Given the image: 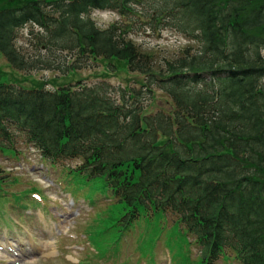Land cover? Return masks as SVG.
Instances as JSON below:
<instances>
[{
	"label": "trees",
	"instance_id": "1",
	"mask_svg": "<svg viewBox=\"0 0 264 264\" xmlns=\"http://www.w3.org/2000/svg\"><path fill=\"white\" fill-rule=\"evenodd\" d=\"M97 10L120 20L100 28ZM26 26L48 57L17 50ZM142 27L195 46L160 62L133 41ZM0 58L22 72L0 66V154L17 159L23 139L42 162L99 181L123 205L121 230L172 219L199 264H264V0H0ZM84 61L101 65L99 83L72 84ZM52 67L68 76L31 75ZM113 75L126 77L117 98ZM157 91L167 107L152 114ZM2 172L0 203L22 202Z\"/></svg>",
	"mask_w": 264,
	"mask_h": 264
},
{
	"label": "rangeland",
	"instance_id": "2",
	"mask_svg": "<svg viewBox=\"0 0 264 264\" xmlns=\"http://www.w3.org/2000/svg\"><path fill=\"white\" fill-rule=\"evenodd\" d=\"M91 18L100 28L120 20L118 14L108 10L94 11ZM37 31V27L26 26L17 36L15 47L28 58L48 57L36 43ZM131 37L143 50L155 51L160 62L163 57L177 55L185 46H195L173 30L154 32L142 27ZM55 55L57 61L71 63L65 54ZM5 63L0 58L3 74L21 79L22 72L14 73ZM42 69L31 75L39 80L68 76L55 67ZM101 69L99 64L84 61L71 82L97 84L102 79ZM105 79L115 89L112 97H119L117 89L125 84L126 77L113 75ZM162 97L157 91L148 111L153 114L166 108ZM146 98L142 94L143 105L150 103ZM18 148L22 151L17 159L0 154L6 191H22V202L15 204L16 198L10 195L11 201L0 203V264H199L193 238L172 219L141 218L121 230V221L117 220L125 212L123 205L99 181L69 174L61 164L42 162L39 153L24 145L23 139H19ZM79 161H62V165L73 167ZM216 264L237 263L220 259Z\"/></svg>",
	"mask_w": 264,
	"mask_h": 264
}]
</instances>
